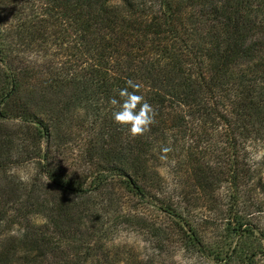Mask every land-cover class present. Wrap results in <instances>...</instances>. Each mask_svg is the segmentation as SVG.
Returning a JSON list of instances; mask_svg holds the SVG:
<instances>
[{
	"label": "trees",
	"instance_id": "1",
	"mask_svg": "<svg viewBox=\"0 0 264 264\" xmlns=\"http://www.w3.org/2000/svg\"><path fill=\"white\" fill-rule=\"evenodd\" d=\"M128 79L155 110L136 138ZM154 213L264 264V0H0V264H122L109 236L162 248Z\"/></svg>",
	"mask_w": 264,
	"mask_h": 264
},
{
	"label": "rangeland",
	"instance_id": "2",
	"mask_svg": "<svg viewBox=\"0 0 264 264\" xmlns=\"http://www.w3.org/2000/svg\"><path fill=\"white\" fill-rule=\"evenodd\" d=\"M151 211V210H150ZM155 220L166 223L162 241L163 247H154L150 242V234L146 230L135 225L136 220H130L129 224L119 227L109 236V241L115 240L120 245L121 252L127 253V257L122 264H133L134 260L144 261L145 263L156 264H212L210 260L194 250H188L183 238V231L175 219H169L154 213ZM212 238L213 235H207ZM117 252L112 255L113 259ZM123 257V255H122Z\"/></svg>",
	"mask_w": 264,
	"mask_h": 264
},
{
	"label": "clouds",
	"instance_id": "3",
	"mask_svg": "<svg viewBox=\"0 0 264 264\" xmlns=\"http://www.w3.org/2000/svg\"><path fill=\"white\" fill-rule=\"evenodd\" d=\"M140 88L141 84L128 79L126 86L117 92L119 99L113 97L109 100V104L112 106L113 122L117 126L125 128L132 138L143 136L155 123V110L143 95L137 94ZM170 151V147L161 149L162 153Z\"/></svg>",
	"mask_w": 264,
	"mask_h": 264
}]
</instances>
